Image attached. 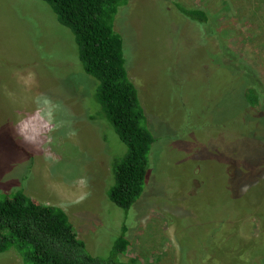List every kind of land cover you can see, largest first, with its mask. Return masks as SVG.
I'll return each instance as SVG.
<instances>
[{
	"label": "rangeland",
	"instance_id": "374dc122",
	"mask_svg": "<svg viewBox=\"0 0 264 264\" xmlns=\"http://www.w3.org/2000/svg\"><path fill=\"white\" fill-rule=\"evenodd\" d=\"M173 2L208 14L214 44ZM115 27L158 138L143 196L129 211L110 201L109 154L127 147L112 124L90 119L101 111L97 81L42 0H0V192L62 208L96 257L126 225V261L250 264L264 248V114L244 103L240 69L264 88V0H130ZM37 96L58 106L62 125L31 146L13 124L20 114L47 124ZM0 264L22 260L11 251Z\"/></svg>",
	"mask_w": 264,
	"mask_h": 264
},
{
	"label": "trees",
	"instance_id": "16d2710c",
	"mask_svg": "<svg viewBox=\"0 0 264 264\" xmlns=\"http://www.w3.org/2000/svg\"><path fill=\"white\" fill-rule=\"evenodd\" d=\"M42 1L72 31L83 69L97 81L95 97L101 111L98 118L90 119L112 124L127 147V152L120 157L109 154L110 178L114 183L108 195L112 203L129 211L145 192L149 155L158 140L139 90L129 76L124 39L115 27L117 16L130 0ZM173 4L181 20H187L197 36L214 44L216 28L206 12L178 2ZM221 53L215 55L222 58L225 55ZM211 55L214 54L211 52ZM240 74L247 80L242 91L244 103L261 108L264 114L263 86L254 75L248 76L241 69ZM127 229L124 225L108 256L96 257L79 238L62 208L38 204L22 190L0 192V254L14 251L22 264H141L136 259H123L130 245ZM262 255L264 248L259 247L250 264H258Z\"/></svg>",
	"mask_w": 264,
	"mask_h": 264
},
{
	"label": "clouds",
	"instance_id": "9594fccd",
	"mask_svg": "<svg viewBox=\"0 0 264 264\" xmlns=\"http://www.w3.org/2000/svg\"><path fill=\"white\" fill-rule=\"evenodd\" d=\"M35 111H41L47 124L43 127L36 126L32 114H20L17 116L13 129L16 136L25 144L36 146L41 144L45 138L50 140V133L59 127L62 122L56 119L58 106L46 96L34 98Z\"/></svg>",
	"mask_w": 264,
	"mask_h": 264
}]
</instances>
